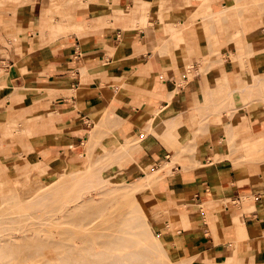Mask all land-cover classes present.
<instances>
[{"label":"crops","instance_id":"0c3cea01","mask_svg":"<svg viewBox=\"0 0 264 264\" xmlns=\"http://www.w3.org/2000/svg\"><path fill=\"white\" fill-rule=\"evenodd\" d=\"M105 1L54 30L41 0L0 6V174L66 166L107 113V147L131 146L114 175L157 172L141 198L150 213H174L170 234L190 264H264V19L253 0H239L251 8L230 35L235 0ZM215 85L251 103L195 126Z\"/></svg>","mask_w":264,"mask_h":264},{"label":"rangeland","instance_id":"374dc122","mask_svg":"<svg viewBox=\"0 0 264 264\" xmlns=\"http://www.w3.org/2000/svg\"><path fill=\"white\" fill-rule=\"evenodd\" d=\"M32 1L33 0H18L17 3H29ZM90 1L91 0H41V9L45 12L46 17H48L50 22V26L47 28L54 30L52 28L53 25L61 21H66L67 19H75L79 13L86 10L87 4ZM100 1L106 2L105 0ZM12 2H15V0H0V6L12 4ZM253 2L252 7L257 11L259 19L263 20L264 0H253ZM248 8H251V6L240 4L239 0H235V4L230 10L231 15L227 17L228 19L232 18V20H228L227 23L228 27L226 30L229 35L231 34L229 32L231 26L241 25L244 14H246L245 12L248 11ZM231 23L233 24L231 25ZM60 32L61 31L58 33ZM65 32H70V30H65ZM240 35L241 32L237 35V37L233 36L232 39H238ZM229 38H231V36H229ZM243 55L246 57L244 53ZM222 58H224V54L222 55L218 52L217 60L211 62L210 66L216 67ZM213 74L217 77L216 82L218 85L220 82H218V80L221 78L220 74L217 70H215V73L213 72ZM217 85L214 87L210 86L208 91L209 93L206 94L207 100H203V106L198 110V114L195 111L196 119L193 120V124L195 126L199 125L200 117H203V123H215L216 121L214 120V115L212 113L221 112L228 114L234 110L237 113L242 112L243 106L251 103V100L248 101L246 99H242L244 95L241 90H237V92L229 94L228 99L223 100V94H225L226 91L223 92V90H218ZM251 90L252 89L250 88V91ZM262 91H264V88ZM248 96L249 99H251V95ZM199 113L201 115H199ZM207 114L209 116H207ZM110 119L111 117H109L107 113L105 115H101L96 126L97 131L93 146L88 150L89 155L87 156L82 154L86 149L85 142L76 157H74V159H68L66 166L61 167L64 169H53L49 171H37L36 169H31L30 174H20L15 169L9 168L4 171L2 175L0 174V235H2V237L5 235V239L14 237L15 241H19L21 238L20 236L24 235L23 239L21 238L20 241L21 244H24L26 243L25 240L30 238L31 234L42 233L43 230H45L50 233L51 239L65 241L66 239L58 238V230L67 227L75 233H83L93 226V222L100 219L108 217L109 221H114L118 211L130 209L135 215L140 214V209L138 207L139 203V206L149 220L151 229L153 228L154 233H156H147V240L157 241L163 245V251L158 254V259L162 262V264H190L192 256L186 257V252L183 248L184 245L178 243L179 241L177 237L170 234L172 232L171 220L174 213L170 210H165L163 215L159 212L150 213L145 207L140 191L147 185L135 188V190L139 191L134 192L133 195H129L127 198H117L109 200V202L107 201L106 212L103 215L96 217L93 222L88 223L85 227L73 222L70 223L63 221L65 218L63 216L65 214H68L67 218L70 219L74 215L73 212H75V209L78 207L79 212L77 214L79 217L82 216V210L85 209L86 206L80 209L81 205H77L81 204V199L89 197L104 188L113 187L117 184L124 185L125 182L134 181L130 179L127 180L124 177L122 178L118 172L114 175L113 171L117 167L115 166L117 164L116 161L111 164L108 170L103 169L102 171H99L100 162L97 163V161L102 159L104 161V158L101 159L100 154H102L103 150H106V141L111 143L112 140L115 139L113 135H111V130L108 125ZM94 122L92 128L94 127ZM223 125L225 126L226 122L216 125V130L220 131L221 135L223 134ZM229 127L232 126L229 125L228 128ZM225 128L227 127L225 126ZM5 129H9V132H3V136H12L13 133H11V130L17 129V125L12 124L6 126ZM149 130H152V128ZM153 133L157 135L155 130H153ZM235 137L236 136H229L228 142L230 143L233 141ZM220 144L223 145V137L220 138ZM219 160L223 163V155L219 159H212V161L215 162ZM103 161H101V163ZM179 162L182 164L183 160H180ZM58 171H60V173H57ZM68 211L71 212L68 213ZM74 218H76V215ZM157 218L160 219L159 223H156L155 219ZM5 227H9L10 229L12 228V232L10 229H8V231L10 230L9 233H7V231H1V229L4 230ZM25 234L27 238H25ZM44 251L45 253L41 254V257L49 256L50 261L53 264H59L58 259H56L59 252L56 251V249L47 246ZM178 258H182V260H178ZM251 258V253H247V255L242 258V261H248ZM4 264L41 263L38 262V257H34L21 262L8 260ZM199 264L207 263L206 261H202Z\"/></svg>","mask_w":264,"mask_h":264},{"label":"bare ground","instance_id":"6f19581e","mask_svg":"<svg viewBox=\"0 0 264 264\" xmlns=\"http://www.w3.org/2000/svg\"><path fill=\"white\" fill-rule=\"evenodd\" d=\"M111 119L113 120V117ZM98 122V120H95L94 127L89 129L85 145L86 149L82 154L89 155L88 150L93 146ZM130 149L131 146L128 145V142L117 147H106V150H103L102 154H100L101 159L104 158V161L103 159L100 160V158V161H97V163L100 162L99 171L108 170L114 161L118 160L121 155ZM101 161L103 162L101 163ZM5 168L6 166L0 164V170ZM59 169L62 170L64 168L60 167ZM57 173H60V171ZM156 174L157 172L147 173L145 174V181L134 180L125 182L124 185L117 184L81 199V204L77 205H81L80 209L86 206L82 210V216L79 217L77 214L79 212L78 207L70 219L67 218L68 214H65L63 221L73 222L85 227L88 223L93 222L96 217L106 212L107 201L127 198L129 195H133L134 192L139 191L135 190V188L154 183ZM138 207L140 214L135 215L130 209L118 211L114 221H109L108 217L100 219L93 222V226L83 233H75L67 227L62 228L58 230V238L66 239L65 241L51 239L50 233L45 230L42 233L31 234L30 238H27L25 234L27 240L24 239L26 242L24 244L20 243L24 235L20 236L21 238L19 237V241H15L14 237H12L13 239H5V235H3L4 237L0 235V264H4L8 260L21 262L34 257H38V262L41 264H53L49 256H40L45 253L44 249L47 246L53 247L59 252L56 257L59 264H162L158 259V254L163 251V245L157 241L147 240V233H156H154L153 228L151 229L149 220L139 203ZM70 212L68 211V213ZM75 215L76 218H74ZM8 229L10 228L5 227L1 231L9 233L12 228L9 231ZM178 260H182V258H178ZM218 263V261L207 262V264ZM231 263L237 264L231 259H223V264Z\"/></svg>","mask_w":264,"mask_h":264}]
</instances>
